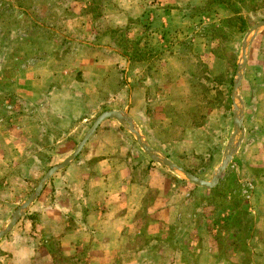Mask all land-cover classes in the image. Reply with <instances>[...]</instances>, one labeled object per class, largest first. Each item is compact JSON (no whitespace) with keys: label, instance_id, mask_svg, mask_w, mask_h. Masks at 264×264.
<instances>
[{"label":"rangeland","instance_id":"374dc122","mask_svg":"<svg viewBox=\"0 0 264 264\" xmlns=\"http://www.w3.org/2000/svg\"><path fill=\"white\" fill-rule=\"evenodd\" d=\"M263 19L264 0H0V231L102 111L205 181L240 141L208 188L104 119L85 153L152 185L117 252H57L41 231L53 191L72 185L65 165L0 237V264H29L15 251H31L33 232L57 248L42 264H264Z\"/></svg>","mask_w":264,"mask_h":264},{"label":"crops","instance_id":"0c3cea01","mask_svg":"<svg viewBox=\"0 0 264 264\" xmlns=\"http://www.w3.org/2000/svg\"><path fill=\"white\" fill-rule=\"evenodd\" d=\"M87 143L82 153L66 166L65 177L72 185L65 183L53 191L56 199L42 224L41 231L46 237L55 236L59 240V249L45 244L47 240L41 241L38 233L33 232L31 251L30 248L15 251L32 252L29 256L36 252L34 259L27 256L29 264H42L41 257L51 261L50 252L54 249L75 252L81 243L86 245V252H117L115 241L126 238L129 228L136 224L135 213L142 207L144 191L152 187L149 173L134 176L131 165L118 163L110 157L112 154L103 155L94 151V147L85 153ZM16 264H20L19 260Z\"/></svg>","mask_w":264,"mask_h":264},{"label":"water","instance_id":"95a60500","mask_svg":"<svg viewBox=\"0 0 264 264\" xmlns=\"http://www.w3.org/2000/svg\"><path fill=\"white\" fill-rule=\"evenodd\" d=\"M260 25H264V19L261 20L260 22H258L255 26H260ZM106 118H116L118 119L121 123L128 125L129 129L131 130V132H133L136 136H137V141L139 142V144L141 145V147L146 151V153L153 159L162 162V163H166L170 166H173L174 168H176L177 170H179L180 172H182L190 181H192L193 183H195L198 186H203V187H213L217 181H218V177L221 174V172L224 170V168L226 167V165L228 164V162L231 160L232 154L236 151L240 141L237 142V144L235 146L229 145L226 153L224 155V158L221 162V164L219 165V167L217 168V172L215 174V176L210 180V181H205L202 180L196 176H194L192 173L188 172L187 170L183 169L182 167L172 163L171 161H167V160H163L160 159L159 157H157L155 154H153V149L151 147H149L146 143L141 141V138L139 137L138 133L134 130V128L132 127V122L131 120L125 116L123 114V112L119 111V110H115V109H110V110H105L102 111L100 114H98L96 116V118L94 119V121L92 122L91 126L88 128V130L85 132V134L83 135V137L81 138V140L77 143L75 149L73 150V152L67 157L65 158L61 163L53 165L40 179V181L38 182L35 190L32 192V194L26 199V201L24 202L23 205H20L13 213L12 217L10 218V220L8 221L7 226L0 231V237L3 236L12 226L13 224L16 222L17 218L21 215L22 210L27 207L38 195L39 191L42 189L44 183L46 182V180L58 169H60L61 167L68 165L70 162H72L75 157L78 155V153L81 151V149L83 148L84 144L88 141V139L93 135L94 131L97 129V127L99 126V124ZM237 124L239 126V128L241 129V132L243 133V121L241 117L236 116L235 117Z\"/></svg>","mask_w":264,"mask_h":264}]
</instances>
